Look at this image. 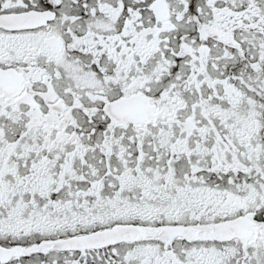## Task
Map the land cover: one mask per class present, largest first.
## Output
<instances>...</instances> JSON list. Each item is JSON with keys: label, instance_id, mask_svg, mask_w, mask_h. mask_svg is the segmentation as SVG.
<instances>
[{"label": "snow or ice", "instance_id": "6c2138e0", "mask_svg": "<svg viewBox=\"0 0 264 264\" xmlns=\"http://www.w3.org/2000/svg\"><path fill=\"white\" fill-rule=\"evenodd\" d=\"M0 264H264V0H0Z\"/></svg>", "mask_w": 264, "mask_h": 264}]
</instances>
